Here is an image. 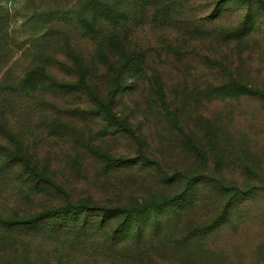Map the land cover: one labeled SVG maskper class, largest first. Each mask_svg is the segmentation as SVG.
I'll return each mask as SVG.
<instances>
[{
  "label": "trees",
  "instance_id": "obj_1",
  "mask_svg": "<svg viewBox=\"0 0 264 264\" xmlns=\"http://www.w3.org/2000/svg\"><path fill=\"white\" fill-rule=\"evenodd\" d=\"M25 1L19 20L21 29L30 32L21 48L29 63L18 75L9 70L0 75V264H164L152 256L156 249L170 248L174 259L189 255L194 238L232 225L231 209L264 191V176L252 169L255 161H247L244 170L254 174L259 188L215 181L205 164L206 172L198 174L202 179L188 175L174 194H150L123 205L94 204L74 200L34 151L36 143L50 148L46 140L61 138L70 124L75 128L83 119L100 121L106 133L138 139L118 109L130 71L135 72L129 94L149 78L162 117L181 133L177 104L182 96H176L173 110L166 102L167 89L175 94L181 89L194 106L204 98L232 103L244 96L264 106V90L238 77L239 64L235 66L257 52L259 36L264 39L258 20L264 0H72L60 5L55 0ZM6 21L0 26V52L5 54ZM205 69L212 75L206 81L201 73ZM69 96L88 103L84 108L70 102L72 108L65 111ZM207 135L212 143L209 127ZM191 145L204 162L205 152ZM89 149L106 170L122 164L98 147ZM140 155V161L158 167ZM205 180L213 183L212 192L224 197L220 213L190 232L162 238L165 228L179 219L178 211L171 217L169 210L184 197L188 205L193 190ZM8 190H16L11 206L4 197ZM49 190L61 196L58 204L31 205L36 195ZM260 253L264 261V251Z\"/></svg>",
  "mask_w": 264,
  "mask_h": 264
},
{
  "label": "rangeland",
  "instance_id": "obj_2",
  "mask_svg": "<svg viewBox=\"0 0 264 264\" xmlns=\"http://www.w3.org/2000/svg\"><path fill=\"white\" fill-rule=\"evenodd\" d=\"M10 1L9 4L0 3V26L7 20L9 44L7 54L0 52V75L8 70L18 75L30 60L21 50L26 46L30 34L28 30L21 29L19 20L26 1ZM71 1L55 0V4ZM36 2L37 0H32L31 4ZM259 12L258 20L261 22L262 31L264 10L259 9ZM259 34L264 35V31ZM77 36L80 40L79 34ZM258 39L257 52L249 60L243 57L236 61L235 66L239 64L238 77L264 90V39L260 36ZM79 44L84 45V41L80 40ZM153 47L156 48L154 45ZM148 68L155 70L152 65H148ZM166 68L168 69V64L163 65L161 77H166L163 73ZM156 70L161 69L156 67ZM134 72L126 74L117 100L119 112L133 127L138 139L119 132L106 133L100 121L83 119L75 128L70 124L61 138L46 140L50 141V148L35 144L37 157L42 163L45 161L49 164L55 181L68 188L74 200H86L100 205H123L150 194H174L182 188L181 184L186 183L188 175L191 179L201 178L198 174L206 172L205 164L215 181L221 178L225 183H235L241 187H262L257 185L254 174L244 170L247 161H255L252 169L260 177L264 176V157L260 154L264 152V106L259 100L244 96L238 101L228 103L209 102L204 98L199 105L194 106L183 97L181 89L176 94L175 90L170 92L167 89L166 102L173 110L178 102L176 96H182L181 103L177 104L180 112L178 119L183 128L181 133L162 117L149 78L145 77L143 84H138L129 94L128 87L133 83L131 78ZM201 73L205 75V81L212 76L206 69ZM151 75L148 73L147 77L151 78ZM70 102L79 104L73 108H85L88 103L69 96L66 103L69 105ZM68 105L64 107L65 111L72 108ZM207 127L212 133V143L207 135ZM187 139L190 143H187ZM191 143L205 152L204 162ZM90 146L102 149L115 159H121L122 164L110 170L104 169L91 153ZM140 152L149 161L157 162L158 167L140 161ZM210 181L205 180L204 185H197L188 205V197H184L169 210L171 217L174 215L172 212L178 211L179 221L171 222L162 233V238H167L175 231L190 232L192 227L208 223L220 213L224 197L211 191L213 183ZM4 197L11 206V202L16 200V190H8ZM60 200L61 196L49 190L36 195L31 205H54ZM229 215L232 216V225L223 226L203 238H194L189 255L181 254L178 259H174L173 251L165 247L156 249L152 256H157L164 264H213L220 260L222 264H264L260 256V252L264 251V191H257L254 197L239 201ZM237 224L240 225L236 227Z\"/></svg>",
  "mask_w": 264,
  "mask_h": 264
}]
</instances>
